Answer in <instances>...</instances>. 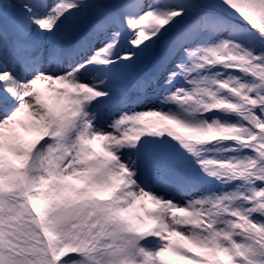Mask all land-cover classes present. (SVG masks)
I'll return each instance as SVG.
<instances>
[{
  "label": "rangeland",
  "instance_id": "obj_1",
  "mask_svg": "<svg viewBox=\"0 0 264 264\" xmlns=\"http://www.w3.org/2000/svg\"><path fill=\"white\" fill-rule=\"evenodd\" d=\"M0 264H264V0H0Z\"/></svg>",
  "mask_w": 264,
  "mask_h": 264
}]
</instances>
